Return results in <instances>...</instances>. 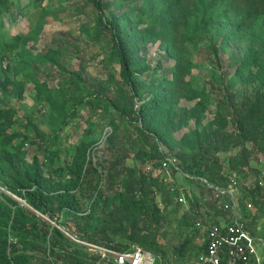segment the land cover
I'll return each mask as SVG.
<instances>
[{
	"label": "trees",
	"instance_id": "16d2710c",
	"mask_svg": "<svg viewBox=\"0 0 264 264\" xmlns=\"http://www.w3.org/2000/svg\"><path fill=\"white\" fill-rule=\"evenodd\" d=\"M90 3L98 10L96 22L85 20L80 29L94 43L106 41L105 78L87 75L83 58L78 69L67 67L60 48L34 54L28 44L35 35H11L0 19V264H95L96 257L49 221H59L60 214L80 237L120 251L139 244L157 264H169L160 238L166 240V226L177 218L192 232L180 237L174 254L187 256L201 213L194 221L186 212L178 217L180 194L194 207L203 200L197 195L202 189L213 199L216 215L227 211L198 179L188 180L189 190L176 181L164 183L155 172L166 158L215 184L252 178L249 187L242 185L239 205L253 234L247 201L264 209L259 179L264 174L259 163L264 159V0ZM12 5L23 3L0 0V14ZM46 10L59 17L52 4ZM42 65L46 78L40 76ZM48 66L60 68L65 77L56 87L50 86ZM204 67L200 84L194 70ZM29 83L35 100L46 101L51 110L47 137L30 116H19ZM87 108L90 124L102 113L110 117V156L94 161L95 140L87 134L61 156L53 143ZM191 120L195 126L187 128ZM205 247L206 241L198 254Z\"/></svg>",
	"mask_w": 264,
	"mask_h": 264
},
{
	"label": "rangeland",
	"instance_id": "374dc122",
	"mask_svg": "<svg viewBox=\"0 0 264 264\" xmlns=\"http://www.w3.org/2000/svg\"><path fill=\"white\" fill-rule=\"evenodd\" d=\"M19 1V0H18ZM23 5L21 8L12 5L10 10L3 11L0 14V19L4 21L5 26L9 34L13 35L16 33H21L24 35H35L34 40L30 41L28 48L34 54H43L48 51L50 47L60 48L62 51V61L67 67L72 69L79 68V62L83 58L85 64H87L88 72L87 75L95 77L102 76L106 77L107 70L105 69L104 63H102L103 51L106 49V41L93 42L91 38L81 33L80 26L86 20L89 24H94L96 22V17L98 10L90 3V0H68L62 5H59L57 1L51 2L49 0H44L42 2L37 1L36 5H32L31 0H20ZM47 4H52V7L56 10L58 18H53L51 12L47 14ZM83 8V11L81 9ZM157 46H151L150 53H156ZM225 54L224 57H227ZM197 60H201V56L197 57ZM168 65V64H167ZM50 68V66H48ZM49 71V83L50 86H58V84L65 78L62 74L63 72L58 67L50 68ZM207 67H204V71L195 69V77L200 84L204 80V74ZM42 78H46L45 73L47 72V65H42L40 68ZM86 76V74H85ZM255 84V82H253ZM257 85V83H256ZM35 90L33 84L29 83L25 97L19 107V116L27 117L30 116L33 122L37 124L40 130L47 134L52 133V126L50 125V108L46 101H37L34 98ZM90 109H86L80 113V115L69 125L63 135H61L53 143V149H58L61 156H66L67 152H70L71 147L74 146L78 141H80L86 134L91 136V139L95 140V148L92 152L94 161L108 158L110 156V151L107 148L108 137L112 134L113 128L110 121L109 115L102 113L97 117L92 119L93 124L88 123L87 116ZM187 128L194 127V120H191ZM93 127V131L90 129ZM185 131L184 129L177 132V136ZM41 141V139H40ZM38 147V146H37ZM225 157L226 153H222ZM227 158V156L225 157ZM132 161L129 159L128 164ZM262 170L264 171V159L259 161ZM155 174H159L164 183L169 182H179L181 185L189 187L190 181L182 177L180 173H176L169 166H163L162 169L156 170ZM262 177V178H261ZM255 177H253L254 179ZM252 179V178H251ZM261 180L264 182V174L260 176ZM256 180V179H254ZM2 190H5L1 187ZM194 190V189H193ZM202 190V189H201ZM197 189V195L202 196L203 200L200 203L195 204L194 207L190 206L189 200L186 197L187 202L182 203L181 212L178 217H181L183 212H186L191 221H194L197 212L205 216L210 221L219 220L221 218H227L224 213H219L216 215L215 209L213 208V199L210 194L206 191ZM14 196V195H13ZM15 197V196H14ZM16 198V197H15ZM251 209L254 210V206ZM42 215V214H40ZM45 217V216H43ZM65 215H59L58 222L61 226L65 228H70L72 231L75 229L72 222L65 224ZM221 217V218H220ZM47 218V217H45ZM168 236L166 240L160 238L166 246L168 247L167 257L164 261L169 264H198V251L199 246L202 243L203 232L200 230L194 240V246L190 249L187 256L180 258L174 254V246L180 240L181 236H185L190 231L191 227H184V224L180 220L172 219V221L167 224ZM194 231V230H193ZM74 233V232H73ZM156 257V256H155ZM157 260V257H156ZM158 262V261H157ZM164 264V263H158Z\"/></svg>",
	"mask_w": 264,
	"mask_h": 264
},
{
	"label": "built area",
	"instance_id": "2783aa9c",
	"mask_svg": "<svg viewBox=\"0 0 264 264\" xmlns=\"http://www.w3.org/2000/svg\"><path fill=\"white\" fill-rule=\"evenodd\" d=\"M164 165L169 166L176 173H180L187 180L198 179L201 181L205 187L211 190L214 200L217 199L223 209L227 211V218L222 220L210 221L203 215L197 217L194 228L203 232L202 243L206 241L205 249L198 255V264H264V259L259 256L257 251L256 238L247 229L239 205V198L243 196L242 185L246 184L249 187L252 181L245 183L232 179L228 186H224L212 183L205 177L184 173L173 158H166ZM260 184L264 185L263 180L260 181ZM183 188L189 190L190 186L187 188L183 186ZM14 196L23 205L30 207L25 199ZM178 200L180 203L187 202L184 192L180 194ZM247 206L252 208L253 203L247 201ZM49 221L60 228L72 241L83 246L91 256L96 257L95 264H108L111 261L116 264H157L155 255L139 244L133 245L128 250L120 251L111 246L82 238L54 220L49 219Z\"/></svg>",
	"mask_w": 264,
	"mask_h": 264
},
{
	"label": "crops",
	"instance_id": "0c3cea01",
	"mask_svg": "<svg viewBox=\"0 0 264 264\" xmlns=\"http://www.w3.org/2000/svg\"><path fill=\"white\" fill-rule=\"evenodd\" d=\"M247 181H251V179ZM260 200L264 202V194L262 195ZM263 213H264V209L259 210L258 207L254 204V210L252 211V217L249 222L251 224L250 230L253 233L252 235L256 238V247L258 254L260 257L264 259V214ZM223 218L219 220H222Z\"/></svg>",
	"mask_w": 264,
	"mask_h": 264
}]
</instances>
